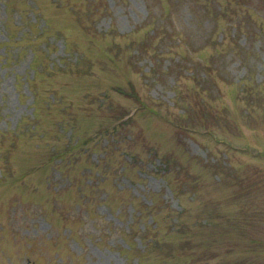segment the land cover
Wrapping results in <instances>:
<instances>
[{"label":"rangeland","instance_id":"1","mask_svg":"<svg viewBox=\"0 0 264 264\" xmlns=\"http://www.w3.org/2000/svg\"><path fill=\"white\" fill-rule=\"evenodd\" d=\"M0 264H264V0H0Z\"/></svg>","mask_w":264,"mask_h":264},{"label":"trees","instance_id":"2","mask_svg":"<svg viewBox=\"0 0 264 264\" xmlns=\"http://www.w3.org/2000/svg\"><path fill=\"white\" fill-rule=\"evenodd\" d=\"M163 31H164V38L162 39V40H164V41H160V42H166V41H168L169 40V38H170V36H172V32H171V30H168L167 28H166V26H165V28H164V26H163V29H162ZM154 34H156V30H154L153 31V35ZM163 44V43H162ZM163 46V45H162ZM162 48V47H161ZM160 48V49H161Z\"/></svg>","mask_w":264,"mask_h":264}]
</instances>
